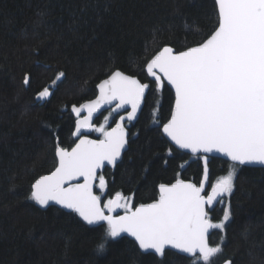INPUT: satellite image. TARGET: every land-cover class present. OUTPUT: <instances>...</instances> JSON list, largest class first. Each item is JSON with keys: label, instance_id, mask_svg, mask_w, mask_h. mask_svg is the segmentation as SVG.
I'll list each match as a JSON object with an SVG mask.
<instances>
[{"label": "trees", "instance_id": "16d2710c", "mask_svg": "<svg viewBox=\"0 0 264 264\" xmlns=\"http://www.w3.org/2000/svg\"><path fill=\"white\" fill-rule=\"evenodd\" d=\"M216 23L214 0H0V264H159L158 257L137 256L125 237L109 240L107 251L97 254L106 226L86 225L55 206L41 209L30 199L31 185L56 166L57 145L75 143L70 109L93 99L100 80L120 70L149 83L144 67L161 47L179 52L195 46ZM61 72L53 94L38 101L37 93ZM172 104V91L166 85L156 91L151 82L127 129L121 161L101 172L107 185L102 201L120 192L134 205L149 203L158 185L172 183L178 173L199 184V159L167 154L170 144L160 128ZM89 137L99 138L94 131ZM184 161L191 163L181 168ZM230 166L209 159L208 189ZM95 194H101L98 187ZM222 199L209 210L212 222L225 206L231 211L226 231L209 235L213 246L224 237L215 264H264V169L237 166L234 191ZM167 251L164 264H191L192 258Z\"/></svg>", "mask_w": 264, "mask_h": 264}, {"label": "snow or ice", "instance_id": "6c2138e0", "mask_svg": "<svg viewBox=\"0 0 264 264\" xmlns=\"http://www.w3.org/2000/svg\"><path fill=\"white\" fill-rule=\"evenodd\" d=\"M214 5L217 23L202 42L180 52L165 46L148 60L146 72L152 81L142 83L112 71L96 85L95 99L73 105L77 116L73 135L79 142L71 151L57 145L54 170L31 185L30 199L40 208L58 205L86 225L106 226V239L97 246V254L107 251L109 240L130 237L137 256L158 257L159 264H164L170 249L185 254L181 259L191 257V264H215L223 253L224 237L213 246L209 234L226 231L231 211L225 206L222 218L212 222L209 210L233 193L237 166L264 169V0H214ZM64 75L59 73L36 99L47 100ZM153 81L156 91H162L166 82L175 93L170 118L161 129L170 142L168 156L183 160L191 153L203 162V179L196 186L180 179L178 173L174 183L158 185V195L151 203L134 205L131 197L120 192L102 201L107 185L100 170L115 168L121 160L128 143L124 121L137 117ZM23 83L30 84L28 74ZM106 106L113 107L104 122L94 127L93 115ZM129 106L127 116L120 115L115 127L108 130L113 113ZM85 110L87 116L80 119ZM83 131H96L103 138L89 139ZM213 154L226 157L231 166L205 196ZM190 163L184 161L180 167ZM94 187L100 195L94 193ZM117 210L123 214L114 215ZM225 264L232 262L226 260Z\"/></svg>", "mask_w": 264, "mask_h": 264}, {"label": "water", "instance_id": "95a60500", "mask_svg": "<svg viewBox=\"0 0 264 264\" xmlns=\"http://www.w3.org/2000/svg\"><path fill=\"white\" fill-rule=\"evenodd\" d=\"M165 46H169V47H171L170 45H164L163 47H165ZM163 47H161V49H159L157 52H159L160 50H162L163 49ZM173 48V47H172ZM174 49V48H173ZM184 50H186V49H184ZM184 50H182V51H184ZM175 51V50H174ZM156 52V53H157ZM176 52V51H175ZM180 52V51H179ZM155 53V54H156ZM154 54V55H155ZM153 55V56H154ZM152 56V57H153ZM151 57V58H152ZM150 58V59H151ZM149 59V60H150ZM148 62V61H147ZM147 64V63H146ZM146 64H145V67H144V71H145V73H146V75H147V72H146ZM114 71H116V70H114ZM120 71V70H119ZM122 72V71H121ZM123 73V72H122ZM125 75H128V74H126V73H124ZM129 76H131V75H129ZM132 77H134V78H136V79H138L137 77H135V76H132ZM148 77V76H147ZM151 81H152V78L151 77H148ZM104 79H107V77L106 78H104ZM103 80V79H102ZM139 80V79H138ZM154 82V81H153ZM165 85L167 86V84H166V82H165ZM170 90H171V88H170V86H167ZM148 91V90H147ZM147 91H146V94H147ZM172 91V93H173V103H174V98H175V93H174V91L173 90H171ZM98 95V89H97V87H96V96ZM96 96L93 98V99H95L96 98ZM93 99H91V100H93ZM145 100V99H144ZM88 101H90V100H88ZM88 101H84V102H82V103H86V102H88ZM81 103V104H82ZM143 105H144V101L142 102V104H141V109L140 110H138V113H137V117L132 121V122H128L126 119H125V121H124V124L125 123H129V124H134L135 122H136V120H137V118H138V116H139V114H140V112H141V110H142V108H143ZM173 105V104H172ZM77 107H79V105L77 106ZM113 106H106L105 108H102L101 110H100V112H98V113H95L94 115H93V118H92V121H91V123H92V125L94 124V121L96 120V118H98V116H100L103 112H106V111H108V110H110L111 111V108H112ZM128 111H131V108H130V106L129 107H127L126 109H122L121 111H120V113H113V115L114 116H118L117 117V119L116 120H119V117H120V115H124L125 117L127 116V112ZM70 112H71V115L77 120V116H76V114L75 113H73L72 112V107H71V109H70ZM170 114H171V112H170ZM170 114H169V117H168V119L170 118ZM87 116V111L85 110V111H82L81 113H80V119H83L84 117H86ZM167 119V120H168ZM76 120H75V125H74V129H73V133L75 132V130H76ZM167 122V121H166ZM165 122V123H166ZM112 127H115V123H114V125L112 126ZM112 127H110L108 130H110ZM125 127V126H124ZM161 129H162V126H161V128H160V132H161V134H162V136H163V133H162V131H161ZM125 131L127 132V137H126V139L128 140V131H127V129L125 128ZM92 131H83L81 134L83 135V136H87L89 139H93V138H91V137H89V134L91 133ZM73 133H72V137H73V139H75V143L72 145V147H70L69 149H67V150H69V151H71V149L73 148V147H75V144L76 143H78L79 142V140H78V138L76 137V136H74L73 135ZM166 140H167V138L165 137V136H163ZM95 140V139H94ZM169 144H170V142H168ZM127 147H128V143H127V145H126V148H125V150L122 152V154H121V159H122V157H123V154H124V152L126 151V149H127ZM188 155H191V153H188ZM192 156V155H191ZM210 158H219V159H223V160H225V161H228L227 160V158L226 157H222V156H220V155H218V154H213V156H211ZM209 158V159H210ZM121 161V160H120ZM120 161H118L117 162V164L120 162ZM228 162H230L231 163V161H228ZM201 165H202V175H201V179H203V169H204V165H203V162L201 161ZM244 167H256V168H260V166H244ZM55 168V167H54ZM105 168H113L112 166H106ZM104 168V169H105ZM104 169H101L100 170V173L104 170ZM208 169H209V167H208ZM54 170V169H53ZM52 170V171H53ZM48 174H50V172L49 173H47V174H45V175H48ZM38 179V178H37ZM183 180V179H182ZM185 182H191V183H193V184H195L194 182H192V181H188V180H184ZM201 181V180H200ZM35 182V181H34ZM33 182V183H34ZM79 182H82V180L81 181H79ZM175 181H173L172 183H174ZM199 184H200V182H199ZM199 184L198 185H196V186H199ZM208 186H209V174H208V180H207V183H206V187H205V191L202 193V195H207V193L208 192H210L211 191V187L208 189ZM207 189H208V191H207ZM93 191H94V193H95V187H94V189H93ZM206 191H207V193H206ZM206 193V194H205ZM115 197V195L112 197V198H114ZM151 202H153V201H151ZM151 202H149V203H151ZM218 203H216L215 204V206L217 205ZM39 206V205H38ZM51 206H55V207H58V208H60L58 205H51ZM41 209H46V208H41ZM61 209V208H60ZM63 211H65V212H68L66 209H62ZM115 214H123V213H120V210H117V213H114V215ZM211 233V232H210ZM210 235V234H209ZM122 238V237H121ZM125 238H127V239H129V240H131V238L130 237H125ZM170 251H173V252H175V250H171L170 249ZM176 253V252H175ZM177 254H179V255H182V256H184L185 254H181V253H177ZM188 258H191V257H188ZM226 261V260H225ZM225 261H223L221 264H225Z\"/></svg>", "mask_w": 264, "mask_h": 264}, {"label": "flooded vegetation", "instance_id": "af4514ba", "mask_svg": "<svg viewBox=\"0 0 264 264\" xmlns=\"http://www.w3.org/2000/svg\"><path fill=\"white\" fill-rule=\"evenodd\" d=\"M108 111L110 112V110H108ZM108 111L103 112L100 116H98V118H96V119H99V122L96 123V120H95V121H94V124H93L94 127H98V126L100 125V123H103V122H104V116L108 115V113H109ZM117 117H118V116H114V115H113L112 117H110L109 122H108V124L106 125V128H107V129H109L110 127H112V126L114 125V123H115ZM112 122H113V123H112ZM124 126H125L126 129H128L129 126H131V124H129V123H125ZM92 132H93V131H92ZM94 132H95V135L99 137V138H96V139H102V138H103V137L101 136L100 133H98V132H96V131H94ZM93 139H94V138H93Z\"/></svg>", "mask_w": 264, "mask_h": 264}, {"label": "rangeland", "instance_id": "374dc122", "mask_svg": "<svg viewBox=\"0 0 264 264\" xmlns=\"http://www.w3.org/2000/svg\"><path fill=\"white\" fill-rule=\"evenodd\" d=\"M100 124H102V123H100ZM99 127V126H98ZM226 198L228 197V196H225ZM105 201H107V200H105ZM122 210H120V212H121Z\"/></svg>", "mask_w": 264, "mask_h": 264}, {"label": "bare ground", "instance_id": "6f19581e", "mask_svg": "<svg viewBox=\"0 0 264 264\" xmlns=\"http://www.w3.org/2000/svg\"><path fill=\"white\" fill-rule=\"evenodd\" d=\"M100 81H101V80H100ZM100 81H99V82H100ZM99 82H98V83H99ZM98 83H97V84H98ZM108 112H109V111H108ZM103 171H104V170H103ZM96 182H97V181H96ZM96 182H95V183H96Z\"/></svg>", "mask_w": 264, "mask_h": 264}]
</instances>
